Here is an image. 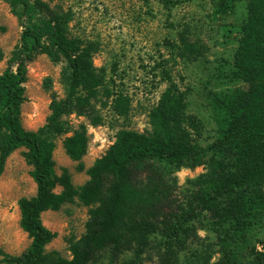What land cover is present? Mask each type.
<instances>
[{
    "label": "trees",
    "instance_id": "1",
    "mask_svg": "<svg viewBox=\"0 0 264 264\" xmlns=\"http://www.w3.org/2000/svg\"><path fill=\"white\" fill-rule=\"evenodd\" d=\"M212 1L214 13L230 9V0ZM244 1L245 16L233 27L238 36L231 70L233 78L244 87L211 95L215 138L204 147L196 142L199 125L184 114L182 93L168 80L148 112L149 129L140 133L118 130L104 153L84 169L87 179L74 186L65 170L59 176L54 174L53 139L70 131L61 140V148L80 170V158L88 143L86 125L79 122L72 127L68 117L85 116L92 126L100 123L94 106H90L98 90H104L102 73L91 60L96 44L82 43L68 35L67 12L42 0H9L11 6H19L18 15L28 19L33 15L36 20L23 28L20 43L11 52L14 69L6 67L0 72V174L9 153L25 148L23 157L30 167L28 175L35 192L16 201L18 226L29 244L18 255L0 250L1 264H86L104 248L113 259L123 251H131L132 258L119 264H138L157 224L163 229L164 239L158 262L170 264L175 259L172 248L184 233L182 225L193 209L190 207L178 219L169 208L160 170L202 164L204 172L194 178L197 189L191 197L193 205L207 211L218 228L217 264H243L239 251L248 247L253 226L264 212V0ZM176 48L183 57L198 55L197 46L183 35H179ZM39 53L51 61L65 62L64 97L50 93L44 123L34 131H26L18 117L21 84L25 62ZM103 93L107 97L106 90ZM114 101H118L115 111L124 115L127 106L119 102L118 95ZM139 174L143 180L138 179ZM55 185L61 186L57 193L53 192ZM73 200L87 207L83 233L67 241L68 258L56 251L45 252L44 246L54 233L41 224L39 214ZM260 245V251L250 246L252 256L247 264H264V241Z\"/></svg>",
    "mask_w": 264,
    "mask_h": 264
},
{
    "label": "rangeland",
    "instance_id": "2",
    "mask_svg": "<svg viewBox=\"0 0 264 264\" xmlns=\"http://www.w3.org/2000/svg\"><path fill=\"white\" fill-rule=\"evenodd\" d=\"M42 1L69 14V36L82 43L96 44L92 65L102 73V83L107 92V97L103 96L104 90L99 89L97 99L90 101V106H94L95 114L100 117L98 125H90L85 116L71 114L68 117L72 127L79 122L86 125L88 143L80 158V170H76L77 163L70 160L61 148V140L70 131L53 139L51 158L56 176L65 170L70 183L80 185L87 179L84 169L104 153L118 130L146 132L149 129L148 112L156 105L168 80L182 93L184 114L192 116L199 125L196 142L204 147L215 138L211 95L244 87L231 75L232 54L238 36L233 27L245 16L244 0H230V9L223 13L213 12L212 0ZM18 12V5L11 6L9 0H0V72L6 67L14 69L10 61L11 52L19 45L23 28L36 20L33 15L28 19ZM179 35L197 46V56L178 54ZM66 74L63 60L51 61L45 54H35L25 62L22 100L18 108L22 129L34 131L44 123L49 113L50 93L56 98L64 97L63 78ZM117 95L121 98L119 102L127 106L124 115L115 111ZM23 152V147L11 151L0 174V250L9 255H18L29 244V238L18 226L16 204L19 197H30L35 192ZM208 158L207 153L203 158L205 163ZM204 168L202 164L160 170L163 171L160 181L169 208L178 219L190 207L193 209L182 225L184 233L174 243L175 259L170 264L218 263L220 253L215 237L218 228L207 211L193 205L191 197L197 189L193 180L204 172ZM138 179L143 180L142 174ZM60 190V185L53 188L55 193ZM86 212L87 207L76 200L57 209L42 211L39 214L41 224L54 233L44 251H56L59 256L68 258L67 241L83 233ZM162 232L161 225L157 224V229L148 237V245L140 254L138 264H160L158 254L163 249ZM263 241L264 212L253 226L249 249H240L239 261L247 264L252 256L250 246L260 251V242ZM130 258L131 251H123L113 259L109 250L104 248L96 251L86 264H119Z\"/></svg>",
    "mask_w": 264,
    "mask_h": 264
}]
</instances>
